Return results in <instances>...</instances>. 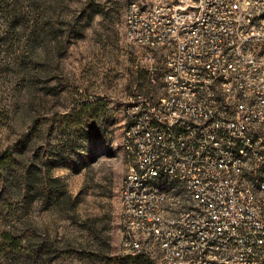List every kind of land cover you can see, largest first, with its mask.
I'll use <instances>...</instances> for the list:
<instances>
[{"label": "built area", "instance_id": "1", "mask_svg": "<svg viewBox=\"0 0 264 264\" xmlns=\"http://www.w3.org/2000/svg\"><path fill=\"white\" fill-rule=\"evenodd\" d=\"M124 24L163 60L161 92L121 110V253L264 264V0H131Z\"/></svg>", "mask_w": 264, "mask_h": 264}, {"label": "rangeland", "instance_id": "2", "mask_svg": "<svg viewBox=\"0 0 264 264\" xmlns=\"http://www.w3.org/2000/svg\"><path fill=\"white\" fill-rule=\"evenodd\" d=\"M129 1L0 0V264L129 263L121 110L163 60L129 41Z\"/></svg>", "mask_w": 264, "mask_h": 264}, {"label": "trees", "instance_id": "3", "mask_svg": "<svg viewBox=\"0 0 264 264\" xmlns=\"http://www.w3.org/2000/svg\"><path fill=\"white\" fill-rule=\"evenodd\" d=\"M13 163V155L10 152V149H7L5 150V152L0 153V172L2 171V174L4 173L6 168L13 165Z\"/></svg>", "mask_w": 264, "mask_h": 264}]
</instances>
